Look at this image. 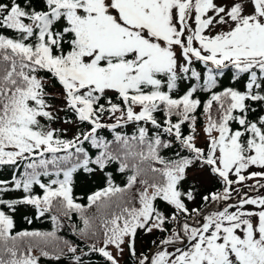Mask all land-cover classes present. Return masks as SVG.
<instances>
[{
  "label": "snow or ice",
  "instance_id": "snow-or-ice-1",
  "mask_svg": "<svg viewBox=\"0 0 264 264\" xmlns=\"http://www.w3.org/2000/svg\"><path fill=\"white\" fill-rule=\"evenodd\" d=\"M0 264H264V0H0Z\"/></svg>",
  "mask_w": 264,
  "mask_h": 264
},
{
  "label": "trees",
  "instance_id": "trees-1",
  "mask_svg": "<svg viewBox=\"0 0 264 264\" xmlns=\"http://www.w3.org/2000/svg\"><path fill=\"white\" fill-rule=\"evenodd\" d=\"M19 226H21V227H26L27 225H24L22 222H19ZM34 226H35V227H45V228L48 227L47 224H45V225L36 224V225H34Z\"/></svg>",
  "mask_w": 264,
  "mask_h": 264
}]
</instances>
